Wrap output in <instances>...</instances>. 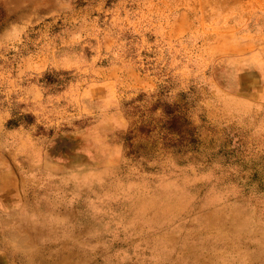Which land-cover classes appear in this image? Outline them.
Segmentation results:
<instances>
[{
  "label": "rangeland",
  "instance_id": "374dc122",
  "mask_svg": "<svg viewBox=\"0 0 264 264\" xmlns=\"http://www.w3.org/2000/svg\"><path fill=\"white\" fill-rule=\"evenodd\" d=\"M0 264H264V0H0Z\"/></svg>",
  "mask_w": 264,
  "mask_h": 264
}]
</instances>
